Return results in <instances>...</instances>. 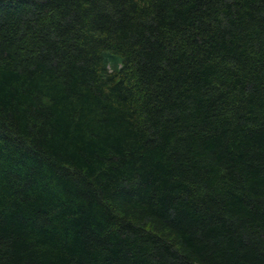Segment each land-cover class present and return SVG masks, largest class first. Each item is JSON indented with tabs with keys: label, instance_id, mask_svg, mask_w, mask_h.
I'll return each instance as SVG.
<instances>
[{
	"label": "trees",
	"instance_id": "16d2710c",
	"mask_svg": "<svg viewBox=\"0 0 264 264\" xmlns=\"http://www.w3.org/2000/svg\"><path fill=\"white\" fill-rule=\"evenodd\" d=\"M0 264H264V0H0Z\"/></svg>",
	"mask_w": 264,
	"mask_h": 264
}]
</instances>
